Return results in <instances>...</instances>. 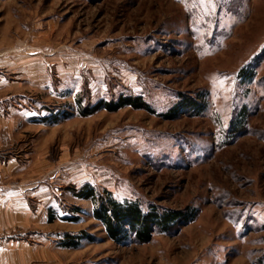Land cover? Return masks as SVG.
I'll use <instances>...</instances> for the list:
<instances>
[{"label":"rangeland","instance_id":"1","mask_svg":"<svg viewBox=\"0 0 264 264\" xmlns=\"http://www.w3.org/2000/svg\"><path fill=\"white\" fill-rule=\"evenodd\" d=\"M123 95L155 113L77 115V98ZM183 97L205 111L160 116ZM0 114L17 128L5 155L51 178L54 264H264V0H0ZM86 183L199 214L120 245L73 196Z\"/></svg>","mask_w":264,"mask_h":264},{"label":"trees","instance_id":"2","mask_svg":"<svg viewBox=\"0 0 264 264\" xmlns=\"http://www.w3.org/2000/svg\"><path fill=\"white\" fill-rule=\"evenodd\" d=\"M244 71L241 72V74ZM117 101L100 100L93 106L84 105L81 99H76L77 115L80 117H91L99 111L107 113L118 112L124 107H131L134 110L141 109L149 113H155L150 105L141 97L133 98L130 96H121ZM191 111L197 114H202L205 111V106L198 99L181 98L180 103L170 108L166 114L160 116L164 119H176L181 111ZM70 112L61 114L65 119L70 117ZM247 113L240 115L237 121H234L232 127L233 132L238 133L244 129L248 123L246 122ZM52 117V116H51ZM59 115L51 120V118H43L40 123L49 124L59 122ZM37 122V121H36ZM73 196L79 200L90 201L92 205L93 218L100 222L105 229L108 238L112 242L120 245L135 243L142 245L149 243L156 233L170 234L178 226H184L193 222L199 214V210L187 207L184 211L161 208L157 205H149L144 207L139 201L126 199H117L113 193L88 183L82 188H70ZM77 213H81L80 208H75ZM50 222L55 220L51 216ZM65 221L78 222V217L63 218ZM66 239L61 243L66 248H75L79 246V241L83 239L93 240L92 236L83 231L78 235H66Z\"/></svg>","mask_w":264,"mask_h":264},{"label":"crops","instance_id":"3","mask_svg":"<svg viewBox=\"0 0 264 264\" xmlns=\"http://www.w3.org/2000/svg\"><path fill=\"white\" fill-rule=\"evenodd\" d=\"M11 122L0 114V264H54L51 178L34 173L30 159L5 155L17 141Z\"/></svg>","mask_w":264,"mask_h":264},{"label":"snow or ice","instance_id":"4","mask_svg":"<svg viewBox=\"0 0 264 264\" xmlns=\"http://www.w3.org/2000/svg\"><path fill=\"white\" fill-rule=\"evenodd\" d=\"M208 3H212V0H207ZM214 6V5H213Z\"/></svg>","mask_w":264,"mask_h":264}]
</instances>
